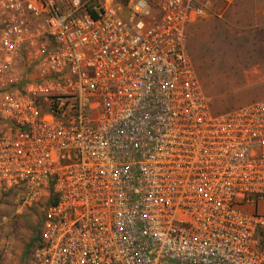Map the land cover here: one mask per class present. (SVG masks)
<instances>
[{"label":"built area","instance_id":"2783aa9c","mask_svg":"<svg viewBox=\"0 0 264 264\" xmlns=\"http://www.w3.org/2000/svg\"><path fill=\"white\" fill-rule=\"evenodd\" d=\"M207 14L0 0V199L48 198L26 264H264V100L213 112Z\"/></svg>","mask_w":264,"mask_h":264},{"label":"rangeland","instance_id":"374dc122","mask_svg":"<svg viewBox=\"0 0 264 264\" xmlns=\"http://www.w3.org/2000/svg\"><path fill=\"white\" fill-rule=\"evenodd\" d=\"M207 17L187 30L193 65L214 113L264 100V14L252 0H198ZM15 191L0 199V264H26L48 198Z\"/></svg>","mask_w":264,"mask_h":264},{"label":"crops","instance_id":"0c3cea01","mask_svg":"<svg viewBox=\"0 0 264 264\" xmlns=\"http://www.w3.org/2000/svg\"><path fill=\"white\" fill-rule=\"evenodd\" d=\"M254 10L264 14V0H252Z\"/></svg>","mask_w":264,"mask_h":264},{"label":"trees","instance_id":"16d2710c","mask_svg":"<svg viewBox=\"0 0 264 264\" xmlns=\"http://www.w3.org/2000/svg\"><path fill=\"white\" fill-rule=\"evenodd\" d=\"M53 201H54V199L52 198V199L49 200V203L51 204V203H53ZM38 238H39V230L37 232V236L30 241V243L28 244V246L29 247H34V245L38 241Z\"/></svg>","mask_w":264,"mask_h":264}]
</instances>
